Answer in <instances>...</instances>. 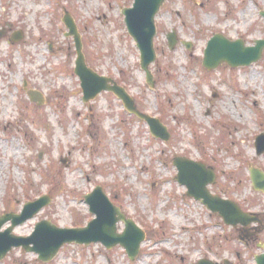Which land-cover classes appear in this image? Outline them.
<instances>
[{"label":"rangeland","instance_id":"1","mask_svg":"<svg viewBox=\"0 0 264 264\" xmlns=\"http://www.w3.org/2000/svg\"><path fill=\"white\" fill-rule=\"evenodd\" d=\"M134 1L0 0V217L49 196L50 205L13 235L26 238L42 221L86 227L95 215L85 197L101 187L145 231L141 254L133 261L120 245L109 250L72 243L49 263L15 248L0 264H256L263 252L264 233L260 246L247 247L239 229L186 195L173 160L205 162L217 173L212 194L264 215V193L250 179V169L264 173V154L255 147L264 134V51L251 66L203 67L215 35L242 39L248 47L264 40V0H167L155 17L153 88L126 29L123 10ZM66 12L81 35L87 65L159 118L171 133L167 144L112 93L84 102L74 38L62 22ZM173 31L178 43L172 51ZM17 32L23 38L14 42ZM30 90L43 97L42 106L30 102ZM117 228L124 233L123 222Z\"/></svg>","mask_w":264,"mask_h":264},{"label":"water","instance_id":"2","mask_svg":"<svg viewBox=\"0 0 264 264\" xmlns=\"http://www.w3.org/2000/svg\"><path fill=\"white\" fill-rule=\"evenodd\" d=\"M167 0H135L132 7L123 10L126 28L135 41L139 52H141V67L147 75V84L152 88L154 76L151 73V66L157 58L155 51V40L157 35L156 15L160 12L162 5ZM264 17V11L261 14ZM68 34L67 37L74 38L77 59L75 61V74L80 78L83 90L84 102L95 100L102 92H111L124 104V108L132 116L144 120L153 137L164 142L170 141L171 133L167 127L156 117L142 113L136 106L135 99L130 96L127 90L116 83L110 77L101 76L92 70L86 62L83 54V43L78 32L77 25L68 12L63 18ZM13 38L14 42L23 38L17 32ZM0 37H2L0 35ZM169 49L174 50L178 43L176 32L173 31L168 36ZM191 44L186 43L188 50ZM264 40L256 41L255 45L248 47L240 39L237 41L228 40L221 34L213 36L207 43L203 57V66L207 71H214L220 65L226 64L230 68H241L251 66L260 61L263 57ZM30 101L43 104V97L36 91L30 90L28 93ZM255 147L257 155L264 154V134L256 139ZM174 166L178 171L177 182L187 188V195L201 202L213 214H218L223 219L225 225L238 228L241 225L245 231H249V225L259 224L260 230H264V224L258 215L245 213L239 204L233 201L222 199L220 196L212 194L209 187L216 184L217 174L212 167H208L204 162L194 161L186 157H176ZM251 181L256 191L264 192V173L260 170H251ZM50 197H42L35 202L25 205L21 214H5L0 217V261L15 248H22L25 252H31L38 256L43 263L54 260L60 249L65 245L75 243L77 245H92L100 243L107 249H113L120 245L125 249L131 260H136L140 254L142 244L146 239V233L140 229L133 220L127 219L121 209L112 204L106 195L104 188L97 187L90 195L85 197L89 206V211L95 215V219L86 227L62 229L49 221L37 223L32 235L24 238L13 235L16 227L25 224L33 219L50 205ZM125 224L124 233H119L117 225ZM10 223V227L2 232L5 224ZM264 248V247H263ZM257 264H264V253L257 256ZM198 264H216L210 260H200ZM219 264V263H217Z\"/></svg>","mask_w":264,"mask_h":264},{"label":"flooded vegetation","instance_id":"3","mask_svg":"<svg viewBox=\"0 0 264 264\" xmlns=\"http://www.w3.org/2000/svg\"><path fill=\"white\" fill-rule=\"evenodd\" d=\"M259 217L261 218L262 220V223H264V215L262 214H258ZM238 229L240 230V233L243 234V237H245L246 239V245L247 247L253 245L254 243L257 242L258 246H260V242H258L259 240H257L260 236L261 233H264L263 232H260V229H255L253 226L250 227L249 231H243V229L241 227H238Z\"/></svg>","mask_w":264,"mask_h":264},{"label":"trees","instance_id":"4","mask_svg":"<svg viewBox=\"0 0 264 264\" xmlns=\"http://www.w3.org/2000/svg\"><path fill=\"white\" fill-rule=\"evenodd\" d=\"M133 119H134V117H133Z\"/></svg>","mask_w":264,"mask_h":264}]
</instances>
